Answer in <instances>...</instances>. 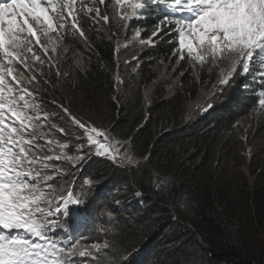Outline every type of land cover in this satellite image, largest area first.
<instances>
[{
  "label": "trees",
  "instance_id": "1",
  "mask_svg": "<svg viewBox=\"0 0 264 264\" xmlns=\"http://www.w3.org/2000/svg\"><path fill=\"white\" fill-rule=\"evenodd\" d=\"M152 1L143 11L145 18L139 19L140 25L165 15L164 7ZM84 30L89 49L71 34L62 41L66 51L85 54L81 66L72 60H54L52 69L44 66L40 75L36 71L37 90H53L61 100L69 101L75 116L107 130L112 140L124 142L118 145L122 153L132 160L138 158L122 164L89 154L70 166L68 178L87 179L93 193L104 198L112 222V233L107 236L109 253L131 264H264V236L259 235L264 234V157L252 155L246 161L237 126L239 118L258 104L254 83L259 79L244 85L236 76L228 85H232L230 90L214 88L212 107L195 116L189 113V103L200 88L183 64L174 96L159 91L148 106L139 94L125 101L117 93L114 42L98 27L85 25ZM177 47L176 34H167L152 51L173 63ZM35 53L42 54L38 49ZM147 72L145 67L144 77ZM39 98L41 107L48 109L50 103ZM56 149L60 147L55 145L47 155H57ZM62 163L51 161L54 166ZM247 163L256 177L252 189L241 169ZM98 233L93 218L86 215L61 231L58 239L62 244L52 238L64 246L78 237L96 239ZM78 261L77 257L74 263Z\"/></svg>",
  "mask_w": 264,
  "mask_h": 264
},
{
  "label": "snow or ice",
  "instance_id": "2",
  "mask_svg": "<svg viewBox=\"0 0 264 264\" xmlns=\"http://www.w3.org/2000/svg\"><path fill=\"white\" fill-rule=\"evenodd\" d=\"M98 2L103 5L105 0ZM157 2L167 12L160 21L165 28L157 29L153 36L167 28L175 29L179 44L175 54L180 59H185L182 50L186 49L187 56L201 65L209 58L214 64L226 62L229 71L220 84L229 82L238 65L237 74L258 72L259 77L254 76L261 81L257 99L264 108V0ZM77 3L78 0H0V264H74L77 257H93L91 252H78L75 241L61 246L52 238L56 234L53 221L69 211V203L79 205L81 201L74 199L70 191L66 196L59 192L50 182L53 177L48 175V169L58 173L51 161L77 158L64 153L47 155L54 145L68 147L66 144L59 145L52 139L41 144L45 137L53 132L63 134L64 129L51 126L45 130L52 114L41 107L39 82L32 74L36 71L33 60L41 65L47 61L49 69L54 67V58L48 53L57 51L64 36L78 34L87 41L79 22L81 15L92 24L101 19L109 21V15L101 16L100 8L86 7L83 0L79 7ZM125 4L129 10L116 13L121 19H135L138 11L147 8L138 0H115L113 7ZM93 12L94 15H87ZM34 46L42 50L43 60L36 55ZM15 62L29 74L14 69ZM57 107L73 126L84 131L88 144L96 147V154L110 156L118 163L134 162L127 153L118 159L117 145L124 142L114 138L109 141L107 130L76 119L63 105ZM83 147L76 146L77 150ZM54 204L60 206L54 208ZM17 229L22 232L12 231ZM91 247L98 256L100 249L107 250L109 245L94 243ZM120 264L131 261L121 260Z\"/></svg>",
  "mask_w": 264,
  "mask_h": 264
},
{
  "label": "rangeland",
  "instance_id": "3",
  "mask_svg": "<svg viewBox=\"0 0 264 264\" xmlns=\"http://www.w3.org/2000/svg\"><path fill=\"white\" fill-rule=\"evenodd\" d=\"M134 2H137V0H134ZM138 2L148 5L153 1L138 0ZM83 3L86 7H91L93 9L100 8L101 16L105 14L109 15V21L107 22L101 19L97 24H92L85 18V15H81L79 17V22L83 29L85 28V25L92 28L98 27L114 42L116 46V59L118 63V71L116 76L118 85L117 93L122 96L125 101L133 99L136 94H139L141 95L144 105L148 106L155 98H157L159 91L163 92L167 96H174L177 88L180 85L184 64L185 67L189 69L190 74L195 78L200 88L199 91L195 92V94L198 92L196 97L189 103L190 115L198 116L205 108L208 107L210 101L214 99V88H218V91H228L230 90V87L232 88V85L230 87H228V85L232 82L234 83V78H236V76L241 77L242 79L244 77L249 78L248 76L237 74L240 72V67L238 65L233 73V77L229 79V82L227 84H220V79L229 71L226 62L219 61L218 63L214 64L209 58L203 65H201L199 61H195L187 56L186 49L182 50L183 54L185 55V59H180L179 55L175 54L172 57L174 58L175 62L168 63L169 59L157 57L152 51L162 35L165 36L167 34H176L175 29L167 28L166 30L161 31L158 35L153 36V33L156 32L157 29L165 28V26L160 23L162 18H155L154 21L149 24L140 25L139 19L145 18L143 17V11H138L135 19H121L116 14L128 11L129 9L127 8V4H125L123 7L118 6L114 8L113 5L115 4V0H105L103 5L99 4L98 0H96V3H93L92 0H83ZM79 6L80 0H78L76 7ZM105 10H107V12ZM87 15H94V12L87 13ZM149 20L151 21V19ZM137 32H139L140 35H137ZM73 36L77 39V41L81 40L83 45L89 49L88 40L85 41L78 34ZM63 40L64 39L60 41L57 51H50L48 55L53 57L55 61L61 60V62H63L64 60H72L74 64L81 66L85 54L81 51H74V53L71 52V50L66 51L67 48L62 45ZM149 40H151L152 43H148ZM35 48L42 52L39 46H34V51L36 50ZM178 48L179 44L177 49ZM39 56H41L42 60L44 59V56L41 53H39ZM32 63L34 64L36 71H38V75H40L39 69L44 68V66L48 69L47 61H45L43 65L34 60ZM18 65L19 63L15 62L12 67L18 71ZM19 66L21 67V72H24L25 75L29 74L28 70L24 69L21 65ZM142 67L143 75L140 77ZM145 67L148 68L147 77H144ZM36 71H34L32 74L36 75ZM259 75L260 74L258 72L254 74L255 77H259ZM30 90L33 89L30 88ZM37 93L38 97H41L43 102H45L44 100H47L50 103L46 104L49 106L46 111L52 115L46 122V126H55L56 128L64 129L63 134L59 132H53L51 135H49V137H45L41 142H45L47 139H52L54 141H58L59 145L66 144L68 147H60V149H56L59 151L54 152L57 155L64 153L70 157L77 158L75 160H62L63 163L61 165H55V167L59 169L58 173H54L51 169H48V175L51 174L52 176V173H54L53 180L50 182L53 183V186L59 192L66 196L70 191L73 193L74 199L81 201L79 205H73L69 203V211L67 213L60 214L55 219V221H53V228L56 233L53 237L57 239L60 244H62L60 239H58V235H62L61 231L69 230L73 224L85 219V216L88 215L89 217L93 218L94 222L98 226L99 233L96 239L85 240L81 239V237H78L75 243L77 245L78 252H91L93 253V257L89 258L87 255L84 257H78V263L74 264H120L123 258L115 253H109V251H111V243L107 239V236L112 233L110 231L112 230V222L110 220L109 213L104 209V198H99L98 195L93 193V187L90 185L91 183L87 181V179L84 180L86 182V184H84V181L80 180L79 178L76 180H73L72 177L68 178L71 174V164H78L89 154L92 156L101 155L96 154L95 146H90L88 144L83 130L73 126L72 122H66L65 119H63L65 117L68 118V116L62 112L61 109L57 107V105H63V107L69 110L72 116L81 120L74 115L71 107L68 105L69 101L66 102L61 100L59 96L57 97L56 94L53 93V90L45 93L39 88ZM41 106L44 108L42 104ZM85 122L89 123L88 120ZM237 122L238 130L241 134L240 137L245 143L243 154L246 158V161L249 162L252 155L256 157H264V108H262L258 103L253 110L240 117ZM89 124L91 125V123ZM101 140L103 142L102 138ZM109 141H112L110 135ZM77 145H83L84 147L82 150H77ZM54 147L55 145L53 146V149ZM117 147L120 149L119 153L117 154L118 159L124 157L125 154L121 152V146L117 145ZM257 149H260L261 151L255 152ZM107 157L110 158V156ZM133 160L138 161V158H134ZM122 164L129 163L125 162ZM241 169L248 177V182L250 185L249 188L252 189L256 177L250 174L248 163L242 166ZM57 206L60 205H53L54 208ZM259 235L262 237L264 236L262 232H259ZM105 242H107L109 245L108 249L110 250H105L102 247L100 249V254L97 256L95 254L96 250L93 249L91 245L94 243H100L103 245ZM102 252H107V254H105L106 256L101 255Z\"/></svg>",
  "mask_w": 264,
  "mask_h": 264
},
{
  "label": "bare ground",
  "instance_id": "4",
  "mask_svg": "<svg viewBox=\"0 0 264 264\" xmlns=\"http://www.w3.org/2000/svg\"><path fill=\"white\" fill-rule=\"evenodd\" d=\"M149 53V52H148ZM154 53V52H153Z\"/></svg>",
  "mask_w": 264,
  "mask_h": 264
}]
</instances>
